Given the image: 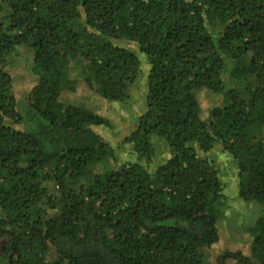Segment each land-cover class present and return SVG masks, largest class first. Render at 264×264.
Returning <instances> with one entry per match:
<instances>
[{
	"label": "trees",
	"instance_id": "16d2710c",
	"mask_svg": "<svg viewBox=\"0 0 264 264\" xmlns=\"http://www.w3.org/2000/svg\"><path fill=\"white\" fill-rule=\"evenodd\" d=\"M143 77L124 160L94 98L124 104ZM203 93L221 100L206 115ZM215 147L258 209L225 258L264 264V0H0V264H212Z\"/></svg>",
	"mask_w": 264,
	"mask_h": 264
},
{
	"label": "rangeland",
	"instance_id": "374dc122",
	"mask_svg": "<svg viewBox=\"0 0 264 264\" xmlns=\"http://www.w3.org/2000/svg\"><path fill=\"white\" fill-rule=\"evenodd\" d=\"M30 55L23 49L19 54L11 58L13 88L16 96L24 95L33 85V79L30 75ZM145 65L142 72L145 74ZM225 84L230 86L225 78ZM145 79L138 80L132 88L131 99L124 104H110L107 101H101L94 98L98 104V114L106 117L113 125L111 129H100V132L112 141L113 147L121 159H128V151L131 148L124 143V138L135 130L137 118L144 110ZM89 91L81 84L77 87L76 95L87 94ZM201 111L206 115L210 107L221 105V100L217 95L204 94L200 98ZM157 156L154 163L165 160L167 154L163 143L156 144ZM210 156L214 159L220 168V179L224 183L223 194L225 202L219 212L217 219V228L219 231V241L214 244L208 253V259L212 264L219 263V257H222L223 264H237L232 258H225L226 253L235 251L242 252L248 250V242L251 241L247 228L250 227L258 216V209L255 206L245 204L242 199L236 196L237 187L235 171L229 166V157L217 147L212 150ZM119 163H122L120 160ZM152 165L151 168H154ZM152 170V169H151ZM251 243V242H250ZM247 253V251H246Z\"/></svg>",
	"mask_w": 264,
	"mask_h": 264
},
{
	"label": "water",
	"instance_id": "95a60500",
	"mask_svg": "<svg viewBox=\"0 0 264 264\" xmlns=\"http://www.w3.org/2000/svg\"><path fill=\"white\" fill-rule=\"evenodd\" d=\"M219 264H223L222 257H219Z\"/></svg>",
	"mask_w": 264,
	"mask_h": 264
}]
</instances>
